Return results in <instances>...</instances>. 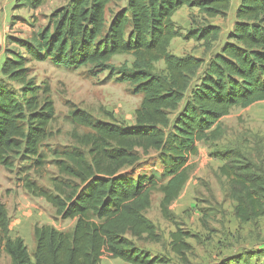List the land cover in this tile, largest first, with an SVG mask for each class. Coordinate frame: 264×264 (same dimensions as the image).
Masks as SVG:
<instances>
[{
    "label": "trees",
    "instance_id": "1",
    "mask_svg": "<svg viewBox=\"0 0 264 264\" xmlns=\"http://www.w3.org/2000/svg\"><path fill=\"white\" fill-rule=\"evenodd\" d=\"M45 1L16 0V6L35 10ZM118 1L69 0L31 39L10 41L18 51H11L0 68V166L5 169L13 167V156L36 169L45 162L40 149L55 108L49 89L30 77L29 63L89 67L92 76L108 72L142 95L130 126L97 121L71 108L72 123L90 132L74 134L78 148L56 154L54 164L66 181L53 179L52 192L29 181L24 188L43 198L61 220L74 221L72 230L35 226L31 256L22 238L11 237L6 206L0 203V255L6 254L10 264H100L105 255L126 264H157L133 242L157 239L144 215L152 191L162 181L160 206L167 218L188 181V163L198 155V144L221 137L220 120L232 109L264 102V0H240L232 30L205 65L194 56L169 52L172 40L181 36L172 17L183 7L196 9L206 20L223 17L231 0H126L112 10ZM220 32L207 24L189 31L187 39L210 46ZM122 55L132 58L129 66L111 64ZM159 62L161 72L155 70ZM139 151L157 153L159 176L123 173L136 168ZM221 161L218 172L228 182L236 218L245 223L263 217L264 168L238 150L225 152ZM186 237L178 229L170 234L171 251L178 257L190 248Z\"/></svg>",
    "mask_w": 264,
    "mask_h": 264
},
{
    "label": "rangeland",
    "instance_id": "2",
    "mask_svg": "<svg viewBox=\"0 0 264 264\" xmlns=\"http://www.w3.org/2000/svg\"><path fill=\"white\" fill-rule=\"evenodd\" d=\"M69 0H46L38 9L18 8L16 0H0V68L11 51L18 48L12 39H31L48 25L50 14L68 4ZM240 0H231L230 9L223 17L206 20L196 9L183 7L172 20L181 36L172 40L169 52L175 56L191 55L204 62L209 61L221 49L227 33L235 23V11ZM126 0L112 3L116 10ZM211 24L220 27L219 39L210 46L188 38L187 33ZM21 52V51H20ZM130 56H117L111 64L119 67L131 64ZM29 74L41 88L49 89V98L55 108V117L49 125V137L40 149L44 157L42 168H33L32 162L13 156V167L0 166V203L5 204L10 220L11 237L24 240L29 254L34 251L33 228L50 226L70 233L72 220H61L55 210L43 199L30 194L25 188L29 181L47 192H52V180L66 181L55 166L57 153L78 148L73 135L90 131L72 123L69 113L77 107L101 122H114L123 126L133 125L135 111L140 106L142 95L133 94L127 84L119 83L117 76L108 72L92 76L89 67L78 70L54 66L50 61L28 64ZM163 62L155 65L161 72ZM203 68L196 74L194 83ZM2 76L0 74V80ZM10 88L17 85L6 83ZM221 137L212 142L198 144V155L188 163L189 178L182 192L168 207V217L161 212L162 195L158 187L151 193V205L145 217L156 228V241L145 238L133 240L135 246L145 251L157 264H264V216L249 222H240L234 212L235 203L229 195V185L221 177L218 168L222 155L229 150H238L247 160L264 168V102L248 108H234L220 120ZM136 168L123 173L136 177L159 176L157 153L139 151ZM179 230L187 235L189 250L178 257L171 251L170 234ZM32 248V249H31ZM32 256V255H31ZM101 260L100 264H126L120 260ZM103 257V258H104ZM0 264H10L3 252Z\"/></svg>",
    "mask_w": 264,
    "mask_h": 264
},
{
    "label": "crops",
    "instance_id": "3",
    "mask_svg": "<svg viewBox=\"0 0 264 264\" xmlns=\"http://www.w3.org/2000/svg\"><path fill=\"white\" fill-rule=\"evenodd\" d=\"M237 1H239V0H237ZM73 223H74V221H73ZM31 249H32V248H31ZM104 259H107V257L102 258V260H104Z\"/></svg>",
    "mask_w": 264,
    "mask_h": 264
}]
</instances>
